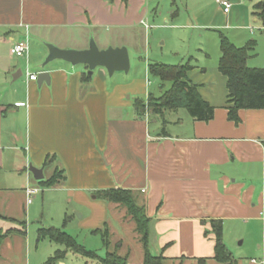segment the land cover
Wrapping results in <instances>:
<instances>
[{
    "label": "crops",
    "instance_id": "1",
    "mask_svg": "<svg viewBox=\"0 0 264 264\" xmlns=\"http://www.w3.org/2000/svg\"><path fill=\"white\" fill-rule=\"evenodd\" d=\"M146 3L0 0V230L6 234L0 264H68L65 249L39 240V231L53 225L39 223L35 246L26 238V211L38 197L45 206L50 194L62 207L81 211L87 224L107 228L112 213L131 220L99 192L134 191L151 220L150 251L162 255L163 264H198L201 258L220 264L213 259L212 220L222 221L223 233L238 225L264 226V110L240 111L239 124L229 119L222 53L218 64L193 65L187 75L215 107V118L196 122L183 109L166 111V126L136 112L148 81L116 76L123 72L110 76L102 67L89 75L87 66L63 60L41 68L49 56L46 44L83 51L94 39L100 50L128 47L125 33L144 22ZM223 13L229 18L231 12ZM20 42L29 44L23 57L12 53ZM250 56L249 68H264ZM43 71L49 84L30 80ZM57 172L62 179L46 186ZM30 188L38 192L29 204Z\"/></svg>",
    "mask_w": 264,
    "mask_h": 264
},
{
    "label": "rangeland",
    "instance_id": "2",
    "mask_svg": "<svg viewBox=\"0 0 264 264\" xmlns=\"http://www.w3.org/2000/svg\"><path fill=\"white\" fill-rule=\"evenodd\" d=\"M230 1L232 7L228 18L216 0H147L144 9L141 10L144 22L130 29L129 33L127 31L125 33L127 40L130 41L126 47L130 57V71L116 75L148 81L147 96L142 99L145 102L144 116L147 120L156 121L159 118L166 126L165 114L163 116L155 114V108L149 105L152 102L147 97L152 94L155 99L161 98L171 88L170 83H162L160 79L150 75V65L159 63L169 66L209 67L218 64L221 37H226L237 47H246L255 41V47L251 51L253 54L251 62L256 65L264 63L263 23L254 15V8L264 0ZM181 112L185 116H190L186 109ZM40 198L38 197L28 208L22 220L24 223L27 221L26 238L32 241L33 246L36 245L39 223L44 226L53 225L55 229H65L82 249L94 253L99 259H104L108 254V248L102 234L108 232L107 241L112 244L110 251L123 244L122 253L119 254L122 257L130 256V260L128 258L130 264H143L144 248L136 232L135 223L128 216V220L131 221L121 222L116 213H112L107 228L103 225L93 227L92 224H87L86 216L84 220L80 218L79 215L83 214L81 211L78 214L77 210L70 209L66 204L63 207L67 208H63L51 194L45 206L40 203ZM17 199L19 198L16 197ZM119 207L120 212L123 210L127 215L126 209L120 205ZM250 224L238 225L224 231V243L239 264H249L251 259H257L258 264H261L264 256L263 223L259 226L258 223ZM43 242L48 246L50 244L49 241H42L40 244ZM57 247L68 252L63 257L68 264H101L99 259H88L76 253L74 255L73 252L67 251L64 245L58 244ZM181 263L182 261L178 264Z\"/></svg>",
    "mask_w": 264,
    "mask_h": 264
},
{
    "label": "trees",
    "instance_id": "3",
    "mask_svg": "<svg viewBox=\"0 0 264 264\" xmlns=\"http://www.w3.org/2000/svg\"><path fill=\"white\" fill-rule=\"evenodd\" d=\"M113 1V0H109ZM128 2L129 0H123ZM254 15L263 23L264 28V2L254 8ZM255 47L252 41L246 47H237L226 37L220 39L222 57L219 63V71L228 79V91L231 107L229 108V119L237 124L241 119L242 110H264V68L251 69L247 62L250 53ZM192 69L189 65L169 66L155 64L149 66L151 76L158 78L162 83H170L171 88L161 98L155 99L149 96L154 107V113L163 116L166 111L186 109L192 119L196 122H210L215 118V107L206 102L198 91V87L188 80V72ZM155 101V103H153ZM153 104V105H152ZM135 109L139 117L145 115V102L138 100ZM63 172H57L55 177L44 184L52 186L62 179ZM98 196L108 202L120 205L127 211V216L135 223L136 232L145 252L143 264H163L162 255L155 256L150 251L149 225L150 218L145 206L139 203L137 194L127 189H111L99 192ZM212 232L216 237L215 254L213 259L220 264H239L227 249L223 239L222 221L212 220ZM101 234L102 232L99 231ZM108 232L102 234L104 243L108 248L106 258L99 259L94 253L82 249L76 241L61 229H42L39 231V240L49 238L57 244L64 245L67 251L82 255L88 259L100 260L101 264H130L128 257H122L116 251H110V242L107 241ZM6 238L0 230V249ZM110 251V252H109ZM63 254L59 255V259ZM53 261V260H50ZM198 264H210L208 258H201Z\"/></svg>",
    "mask_w": 264,
    "mask_h": 264
},
{
    "label": "water",
    "instance_id": "4",
    "mask_svg": "<svg viewBox=\"0 0 264 264\" xmlns=\"http://www.w3.org/2000/svg\"><path fill=\"white\" fill-rule=\"evenodd\" d=\"M46 46L49 50V56L42 64V69L53 61L63 60L71 63L73 66H87L89 75H92L99 67L105 68L110 76H113L116 72L129 73L130 71V57L126 47H109L108 49L100 50L93 39L90 41L89 49L83 51L60 49L52 44H47ZM37 82L39 86L43 83L49 84L50 74L46 71L40 72ZM31 171L37 180L43 179L41 171L35 168H31Z\"/></svg>",
    "mask_w": 264,
    "mask_h": 264
},
{
    "label": "built area",
    "instance_id": "5",
    "mask_svg": "<svg viewBox=\"0 0 264 264\" xmlns=\"http://www.w3.org/2000/svg\"><path fill=\"white\" fill-rule=\"evenodd\" d=\"M217 3H219L222 8L224 9V12L226 14H229L231 11L232 7V2L230 0H216ZM29 51V44L28 42H20L12 48V53L16 55L17 57H23L27 52ZM30 80L31 81H37L38 76L35 74L30 75ZM37 189L35 188H30L27 189V195H28V203H32L33 196L37 194Z\"/></svg>",
    "mask_w": 264,
    "mask_h": 264
}]
</instances>
